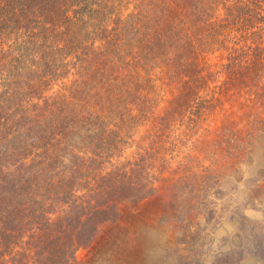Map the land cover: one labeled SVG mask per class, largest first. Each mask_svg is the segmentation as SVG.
I'll return each mask as SVG.
<instances>
[{
	"label": "trees",
	"instance_id": "obj_1",
	"mask_svg": "<svg viewBox=\"0 0 264 264\" xmlns=\"http://www.w3.org/2000/svg\"><path fill=\"white\" fill-rule=\"evenodd\" d=\"M263 100L264 0H0V264H80L202 121Z\"/></svg>",
	"mask_w": 264,
	"mask_h": 264
},
{
	"label": "rangeland",
	"instance_id": "obj_2",
	"mask_svg": "<svg viewBox=\"0 0 264 264\" xmlns=\"http://www.w3.org/2000/svg\"><path fill=\"white\" fill-rule=\"evenodd\" d=\"M231 139L239 151L232 152ZM166 159L158 194L123 206L77 261L242 264L252 256L264 264V100L241 111L224 104Z\"/></svg>",
	"mask_w": 264,
	"mask_h": 264
},
{
	"label": "crops",
	"instance_id": "obj_3",
	"mask_svg": "<svg viewBox=\"0 0 264 264\" xmlns=\"http://www.w3.org/2000/svg\"><path fill=\"white\" fill-rule=\"evenodd\" d=\"M251 215L254 217H259V213H257V211H254ZM242 264H261V263L258 261L257 258L250 256L244 259Z\"/></svg>",
	"mask_w": 264,
	"mask_h": 264
}]
</instances>
